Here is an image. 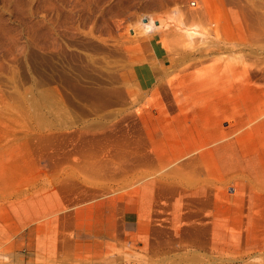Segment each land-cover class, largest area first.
<instances>
[{
    "label": "rangeland",
    "instance_id": "374dc122",
    "mask_svg": "<svg viewBox=\"0 0 264 264\" xmlns=\"http://www.w3.org/2000/svg\"><path fill=\"white\" fill-rule=\"evenodd\" d=\"M243 8L0 0V264H264V80L230 51Z\"/></svg>",
    "mask_w": 264,
    "mask_h": 264
},
{
    "label": "bare ground",
    "instance_id": "6f19581e",
    "mask_svg": "<svg viewBox=\"0 0 264 264\" xmlns=\"http://www.w3.org/2000/svg\"><path fill=\"white\" fill-rule=\"evenodd\" d=\"M202 1V0H201ZM206 0H203V2H205ZM208 1V0H207ZM210 1V0H209ZM247 1V3H248V5H249V9L247 8V9H245V8H243L242 10H241V12H239L240 13V18H236L237 20V25H235L237 28H238V30H239V40L236 42V45H235V47H232V48H230L231 50L230 51H234V53H238L239 55H240V59H239V63H237V65H236V70H237V73L239 74V76H243V78H244V80L242 81L243 83H245V82H247V81H249V77H250V75L251 74H255V77L257 78V76H259L260 77V79H262V80H264V67H262V69H260L261 67L260 66H256L255 65V67H260V68H255L254 67V64H258V63H261V64H263L264 63V45H262L261 44V46L259 45V43H260V41L258 40V39H260L261 38V36L260 37H258V36H256V37H258V38H256V37H253V35H251L253 38H248L247 39V37H246V31H248L249 29H250V27L252 26V23L253 22H250L249 23V21L250 20H256L257 19V21L259 20L258 18H263L264 17V1L263 0H246ZM170 2V1H169ZM225 2V1H224ZM233 3V2H232ZM245 3V2H244ZM201 4V3H200ZM211 4V3H210ZM231 4V3H230ZM207 6H208V2H207V4H206ZM212 5V4H211ZM229 5V4H228ZM207 6H206V8H207ZM233 6H234V4H233ZM244 6V5H243ZM246 6V5H245ZM200 7V6H199ZM230 7H231V5H230ZM234 8V7H233ZM232 8V9H233ZM241 9V8H240ZM208 10V9H207ZM235 11V10H234ZM213 12V11H212ZM236 12V11H235ZM238 13V12H237ZM238 13V14H239ZM194 14V13H193ZM255 14H257V15H255ZM258 14H260L259 16H258ZM231 15V14H230ZM233 15V14H232ZM235 16H236V14H235ZM256 16V17H255ZM232 17V16H231ZM237 17H238V15H237ZM195 18V17H194ZM194 18H193V20H194ZM254 18H256V19H254ZM196 19V18H195ZM264 19V18H263ZM195 21V20H194ZM199 21V20H198ZM235 21V20H234ZM199 22H201V21H199ZM207 22V21H206ZM205 22V23H206ZM263 22V21H262ZM187 23V22H186ZM219 23V22H218ZM207 24H209V22L207 23ZM255 24V23H254ZM205 26V25H204ZM253 27H255V26H253ZM264 27V26H263ZM195 28H197V27H195ZM204 29V28H203ZM257 29V28H256ZM255 29V30H256ZM262 29V28H261ZM232 30V29H231ZM254 30V31H255ZM210 31V30H209ZM252 31V30H251ZM256 31H258V30H256ZM224 32V31H223ZM233 33V32H232ZM248 33V32H247ZM260 33V32H259ZM262 33V32H261ZM256 34H258V32L257 33H255V35ZM263 34V33H262ZM261 35V34H260ZM172 36V35H171ZM248 36V35H247ZM250 36V35H249ZM264 38V37H263ZM194 39V38H193ZM262 39V38H261ZM184 40V39H183ZM224 40V39H223ZM264 40V39H263ZM202 41V40H201ZM219 41V40H218ZM217 41V42H218ZM258 41H259V43H258ZM262 41V40H261ZM193 42H195V41H193ZM180 43V42H179ZM198 43V42H197ZM225 44V43H227V42H225V41H220L219 42V44ZM228 44V43H227ZM216 46V45H215ZM220 46V45H219ZM195 48V47H194ZM235 48H236V50H235ZM197 49V48H196ZM195 49V50H196ZM217 49V48H216ZM224 49V48H223ZM202 50V49H201ZM201 50H196L197 51V53H199V51H200V53H203V51L201 52ZM214 50V49H213ZM219 50H221V49H219ZM221 51H223V50H221ZM199 56H200V54H199ZM193 57V56H192ZM213 57H215V56H213ZM194 59V58H193ZM195 59H196V57H195ZM208 60V59H207ZM193 61V60H192ZM194 61H196V60H194ZM200 61V60H199ZM234 61H235V59H234ZM204 62V61H203ZM202 62V63H203ZM215 62V61H214ZM193 63V62H192ZM195 63V62H194ZM198 63V62H197ZM201 63V64H202ZM196 64V63H195ZM251 65H253V67H254V69H256V70H258L257 71V73L256 72H252L251 71V68H248V66H250L251 67ZM196 67V66H195ZM252 67V68H253ZM229 66H227V70L229 71ZM218 70V69H217ZM256 70H254V71H256ZM252 72V73H251ZM213 79H214V77H212ZM252 78H253V76H252ZM239 79V78H238ZM241 79V78H240ZM200 80V79H199ZM212 82V81H211ZM207 84V83H206ZM205 84V85H206ZM253 84H256L255 83V81L253 82ZM259 84V83H258ZM261 84V83H260ZM209 85V84H208ZM246 85H248V84H246ZM246 85H244L243 86V89L245 90V91H248V88L246 87ZM262 85H263V83H262ZM261 85V86H262ZM204 86V85H203ZM252 86V85H251ZM200 87V86H199ZM253 86L251 87V89L253 90ZM263 89H264V87H263ZM212 90V89H211ZM214 90V89H213ZM212 90V91H213ZM259 91H263V90H259ZM215 93H217V91L215 92ZM243 93H245V92H243ZM242 93V94H243ZM229 95V94H228ZM220 96H222V95H220ZM211 97V96H210ZM264 100V99H263ZM260 106H262V108H263V110H264V107H263V105H260ZM238 107V106H237ZM251 107V106H250ZM256 108V107H255ZM261 108V107H260ZM230 109V108H229ZM235 110H236V107L234 108ZM224 110H227L226 109V107H225V109ZM231 110V109H230ZM239 110V109H238ZM240 111V110H239ZM243 111V110H242ZM261 111V110H260ZM225 112V111H224ZM226 147V146H225ZM196 155V154H195ZM151 182V181H150ZM146 183V182H145ZM145 185H148V183L147 184H145ZM148 187V186H147ZM152 189V188H151ZM149 190H150V188H149ZM150 192V191H149ZM147 194H149V193H147ZM66 215V214H65ZM71 227V226H70Z\"/></svg>",
    "mask_w": 264,
    "mask_h": 264
},
{
    "label": "crops",
    "instance_id": "0c3cea01",
    "mask_svg": "<svg viewBox=\"0 0 264 264\" xmlns=\"http://www.w3.org/2000/svg\"><path fill=\"white\" fill-rule=\"evenodd\" d=\"M34 230V229H33ZM31 238V235H30V232H29V234H28V242H29V240H30V238ZM33 240H34V238H32ZM32 245H34V242H33V244ZM32 250H34V246L32 247ZM34 253H32V257H30V258H28V260H27V264H35V259H34Z\"/></svg>",
    "mask_w": 264,
    "mask_h": 264
}]
</instances>
